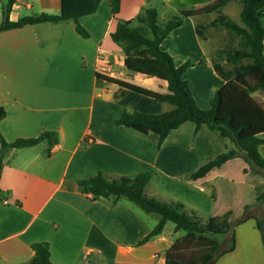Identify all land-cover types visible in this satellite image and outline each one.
<instances>
[{
    "label": "crops",
    "instance_id": "0c3cea01",
    "mask_svg": "<svg viewBox=\"0 0 264 264\" xmlns=\"http://www.w3.org/2000/svg\"><path fill=\"white\" fill-rule=\"evenodd\" d=\"M212 1L120 0L113 17L109 1L101 0L95 13L79 18L87 38L76 33L72 20L0 32V107L6 112L0 121V140L12 143L44 132H56L58 138L50 148L42 142L3 153L0 264L28 263L34 256L31 246L38 243L48 245L52 264H84L89 258L95 264H163L166 251L181 233L174 234V225L167 222L159 236L141 244L155 227H149L145 217L126 202L111 207L101 200L91 201L79 189V181L98 173L116 178L154 171L157 176L146 188L149 198L179 202L203 216L234 213L236 197L264 191V181H259L264 171L248 172L251 165L241 158L227 161L203 178L183 180L224 153L226 143L205 125L195 131L192 122L170 131L159 147L151 133L116 126L114 122L125 112L156 115L173 107L96 77L100 74L165 93L164 82L124 69L123 52L110 38L117 19H134L147 8L145 2H155L174 15ZM3 7L0 0V24ZM59 10L60 0H14L8 19L55 15ZM209 15L183 20L160 45L172 55L175 66L192 64L183 79L201 109H209L215 91L226 85L212 67L215 53L224 46L215 43L212 28H207L205 38L216 46L205 49L195 31L197 25L211 22ZM198 79L203 83L202 102L194 90ZM258 151L264 158V144ZM234 185L241 186L238 196L232 192ZM243 212L233 228L234 250L214 264H264L263 245L252 219L264 218V203L246 204ZM168 224L172 225L166 229ZM229 239V234L222 236L223 247Z\"/></svg>",
    "mask_w": 264,
    "mask_h": 264
},
{
    "label": "trees",
    "instance_id": "16d2710c",
    "mask_svg": "<svg viewBox=\"0 0 264 264\" xmlns=\"http://www.w3.org/2000/svg\"><path fill=\"white\" fill-rule=\"evenodd\" d=\"M111 15L119 12L120 0H108ZM232 0H213L196 9L179 10L168 20H162L154 7H147L134 19L116 21L110 38L123 52V67L131 73L145 78H156L166 84V92L159 93L124 82L112 77L96 74L106 83L115 84L131 92L143 95L156 102L168 103L172 110L162 114L123 113L114 123L142 134H153L158 147L170 131L185 122L195 124V131L205 125L226 144L227 150L196 171L182 177L183 180H197L214 169L235 158L254 165L264 171V158L258 153L264 144V21L259 11L264 10V0H237L241 5L240 24L222 13ZM101 0H60L58 14H40L22 17L15 22L8 19L14 0L2 9L3 20L0 32L19 29L40 23L56 24L72 20L76 33L87 38L88 33L80 25L79 18L95 13ZM215 13L216 17L206 25H197L195 31L204 38L207 28H222L231 34L229 45L219 49L213 59L215 73L226 85L215 91L209 109L197 106L187 80L183 79L190 62L175 66L172 55L160 48L161 43L183 20ZM237 40V44L234 42ZM258 93L254 98L252 94ZM6 112L0 107V121ZM46 143L53 147L58 143L56 132H44L37 138L19 139L12 143L0 140V170L3 153L7 149H20ZM157 174L142 171L129 176L107 177L103 173L77 183L83 194L91 201L101 200L113 207L129 202L147 215L158 216V222L149 231L141 244L159 236L165 223L174 225L173 233H181L164 255L163 264H214L222 255L235 247L232 222L233 213L220 216H203L174 201H158L146 195L147 185ZM256 201L264 203V191ZM258 230L264 250V218H252ZM230 235L229 244L223 247L215 236ZM34 256L26 264H52L48 245L38 243L31 246ZM84 264H95L90 258Z\"/></svg>",
    "mask_w": 264,
    "mask_h": 264
},
{
    "label": "rangeland",
    "instance_id": "374dc122",
    "mask_svg": "<svg viewBox=\"0 0 264 264\" xmlns=\"http://www.w3.org/2000/svg\"><path fill=\"white\" fill-rule=\"evenodd\" d=\"M3 4L6 5V0H3ZM146 7H154L156 8L158 14H159V17L160 19L162 20H168L172 15L170 14L169 11L167 10H164L162 8H160L159 6L156 5V3H152V4H148L145 2L144 4ZM240 9H241V5L240 3L237 1V0H233L231 1L225 8L224 10L222 9V13L226 16H228L233 22L235 23H238L240 24V19H239V13H240ZM262 11V12H261ZM259 11V15H260V12H261V16H263L264 18V10H261ZM216 17V14L215 13H212V15H209V16H206L207 19H210L211 21ZM212 37L215 41V43H218V44H221L220 48H222L223 46L225 47L226 45L228 46L229 45V40H230V37H231V34L226 31L225 29H222V28H219V29H214L212 28ZM201 42L204 44V47L205 49H211V48H215V43L211 42L210 40L207 41V39L205 38V33H204V38H201ZM233 45L234 44H237V40H235L234 42H232ZM196 86V89L194 87V90L196 92V95L199 96L198 100L199 102H202V99L204 96H202V94L204 93L203 92V89H202V86H203V83H199V79L197 80V82L194 84ZM252 97L254 98H258L259 97V94L258 93H254L252 94ZM259 153V151H258ZM260 155V154H259ZM262 157V156H261ZM248 172H254L256 171V167L254 165H251V166H248ZM260 174V172H259ZM260 182H263L264 181V178H260L259 179ZM240 185H238V187L236 185L232 186L233 188V194H239V190L237 188H240L239 187ZM260 192L263 190L262 189H259ZM259 191H255L254 193H251L249 194V197H246V195L248 194V192H245L242 197H236L239 201L237 202V204L234 205V213H233V217H232V222L233 224H235L240 218L243 217L244 215V212H243V206L248 204H253L255 201H256V198L257 196L259 195L260 193ZM231 197V201H233V198ZM230 199V197H229ZM243 200V201H242ZM126 203H128L127 205H130V207L135 211V212H138L140 215H142L143 217L146 218V220L148 221V226L149 227H154L155 224L157 223V219H156V215H147L145 213H143L142 211H140L136 206H134L133 204L125 201ZM242 202V203H241ZM172 224H168L166 226V229L169 228V226H171ZM216 240H218L219 242H221L222 240V236H215L214 237ZM228 239V238H227Z\"/></svg>",
    "mask_w": 264,
    "mask_h": 264
}]
</instances>
